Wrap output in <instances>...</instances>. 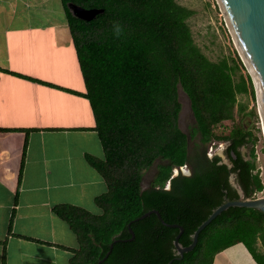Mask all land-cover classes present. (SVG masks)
Instances as JSON below:
<instances>
[{
	"label": "trees",
	"instance_id": "16d2710c",
	"mask_svg": "<svg viewBox=\"0 0 264 264\" xmlns=\"http://www.w3.org/2000/svg\"><path fill=\"white\" fill-rule=\"evenodd\" d=\"M62 3L86 92L30 79L89 99L104 157L87 158L107 184V191L95 199L100 213L70 204L55 207L79 242L70 264H213L219 252L240 242L264 264L259 246V241L264 244L263 211L228 207L201 230L196 246L183 256L174 244L180 228L165 224L156 213L139 218L159 210L167 223L184 227L179 240L187 246L216 207L263 190L255 172L257 136L246 122L236 120L238 94L256 97L251 75L241 72L245 65L240 56L210 59L188 22L195 10L178 0ZM70 6L101 11L88 20ZM180 88L195 118L189 132L178 124ZM213 141L228 143V162L219 154L209 156ZM249 144L246 157L241 147ZM159 158L167 162L159 164L153 182L143 189L145 172ZM184 165L191 174L172 177Z\"/></svg>",
	"mask_w": 264,
	"mask_h": 264
},
{
	"label": "crops",
	"instance_id": "0c3cea01",
	"mask_svg": "<svg viewBox=\"0 0 264 264\" xmlns=\"http://www.w3.org/2000/svg\"><path fill=\"white\" fill-rule=\"evenodd\" d=\"M30 78L86 92L62 0H0V264H70L79 242L55 207L101 212L87 156L104 149L87 97ZM213 264L258 263L240 242Z\"/></svg>",
	"mask_w": 264,
	"mask_h": 264
},
{
	"label": "rangeland",
	"instance_id": "374dc122",
	"mask_svg": "<svg viewBox=\"0 0 264 264\" xmlns=\"http://www.w3.org/2000/svg\"><path fill=\"white\" fill-rule=\"evenodd\" d=\"M183 5L195 10V13L188 19L196 43L212 60H219L224 56L236 57L238 54L233 37L226 24L225 16L220 9L217 0H178ZM74 13H77L75 6H70ZM239 55V54H238ZM243 74H247L246 67L241 69ZM181 101V112L179 116V126L182 130L189 132L195 125V118L190 106L188 95L182 88L179 90ZM242 105V110L239 106ZM255 110L254 115L250 112ZM236 120H243L254 131L257 140L254 144L255 151L260 155L257 160L259 172H261L264 181V133L256 97L250 93L238 94V107H236ZM232 122L226 121V126L230 127ZM228 143L226 141H213L208 145L209 156L222 154L223 160H228L225 149ZM251 144L241 147L242 153L248 157ZM167 160L157 159L153 165L145 172L142 181V188H148L156 177L159 164L166 163ZM261 167V168H260ZM178 171V169H177ZM180 172V171H179ZM178 172V173H179ZM234 179V177H233ZM260 248L264 251V244L259 241Z\"/></svg>",
	"mask_w": 264,
	"mask_h": 264
},
{
	"label": "water",
	"instance_id": "95a60500",
	"mask_svg": "<svg viewBox=\"0 0 264 264\" xmlns=\"http://www.w3.org/2000/svg\"><path fill=\"white\" fill-rule=\"evenodd\" d=\"M220 9L222 10L226 24L233 37L237 52L245 65L247 72L251 75L258 104V112L260 114L263 130H264V0H217ZM77 14L84 19H92L101 10L97 8L84 9L76 7ZM222 156V154H219ZM228 162V160H223ZM179 167L174 169L173 176L178 174ZM191 174V173H190ZM231 182L237 185L231 177ZM171 180L168 181L166 188H170ZM240 193L242 191L239 189ZM230 206H245L251 207L264 212V195L253 196L249 198H241L237 200H227L223 204L216 207L213 212L204 220L193 234V241L187 246L180 243V236L184 231V227L178 223H167L159 210L152 209L144 213L139 218L148 216L151 213H156L158 217L167 225L180 228V232L174 240L177 253L183 256L185 252L192 250L199 238L201 230H203L215 217ZM137 218V219H139ZM132 237L134 239L135 232L130 227ZM114 243H111V252ZM101 262V261H100Z\"/></svg>",
	"mask_w": 264,
	"mask_h": 264
},
{
	"label": "built area",
	"instance_id": "2783aa9c",
	"mask_svg": "<svg viewBox=\"0 0 264 264\" xmlns=\"http://www.w3.org/2000/svg\"><path fill=\"white\" fill-rule=\"evenodd\" d=\"M263 133H264V130H263ZM259 155H260V154L256 151V163H257V160L260 159V158H259ZM179 168L183 169L185 174H188V173H189V169H188V166H187V165L181 166V167H179ZM260 168H261V167H260ZM176 170H177V169H176ZM255 172H259V166H258V165H257V168H256ZM259 174H260V177H261V179H262L261 172H259ZM262 182H263V184H264L263 179H262ZM260 195H264V188H263V190H261V191H257V192H255V194H254L253 196H260Z\"/></svg>",
	"mask_w": 264,
	"mask_h": 264
},
{
	"label": "flooded vegetation",
	"instance_id": "af4514ba",
	"mask_svg": "<svg viewBox=\"0 0 264 264\" xmlns=\"http://www.w3.org/2000/svg\"><path fill=\"white\" fill-rule=\"evenodd\" d=\"M188 169H189V171L191 172V168H190V166H188ZM179 171H180V173H184V170L183 169H181V168H179Z\"/></svg>",
	"mask_w": 264,
	"mask_h": 264
},
{
	"label": "clouds",
	"instance_id": "9594fccd",
	"mask_svg": "<svg viewBox=\"0 0 264 264\" xmlns=\"http://www.w3.org/2000/svg\"><path fill=\"white\" fill-rule=\"evenodd\" d=\"M178 170H179V168H178ZM191 172L189 171V173L188 174H190ZM183 174H185V173H183Z\"/></svg>",
	"mask_w": 264,
	"mask_h": 264
}]
</instances>
